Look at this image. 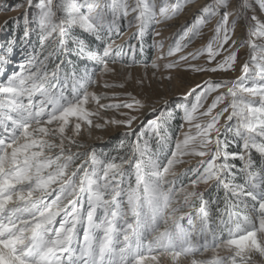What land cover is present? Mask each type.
Returning a JSON list of instances; mask_svg holds the SVG:
<instances>
[{
  "label": "snow or ice",
  "instance_id": "snow-or-ice-1",
  "mask_svg": "<svg viewBox=\"0 0 264 264\" xmlns=\"http://www.w3.org/2000/svg\"><path fill=\"white\" fill-rule=\"evenodd\" d=\"M25 3L38 9V50L33 46L25 51L18 70L7 75L16 41H9L0 52V264H256V256L264 262V16L255 12L257 7L264 12V0H240L238 10L232 9L231 0L197 8L204 15H193L166 55L182 53L205 25L219 17L213 36L205 46L179 55L164 68L206 57L205 65L185 66L193 72L234 70L239 52L234 37L243 28L247 38L240 46L246 45L249 54L242 75L234 80L208 79L190 89L184 99L195 94V102L183 106L182 117L189 131L173 142L166 129L161 131V117L172 114L160 111L147 120V128L136 134V141L128 145L130 154L120 156L119 163L117 157L98 158L94 148L72 152V146L85 147L73 137L83 126L109 124L124 126L127 137L136 115L121 113L124 119H105L103 124H94L92 118L100 115V109L136 111L144 104L131 93H125L131 102L101 103L107 94L89 91L97 81L87 72L78 74L66 57L75 52L101 66V74L115 73L109 65L121 63L126 55L124 44L117 43L123 27L135 25L142 40L149 27L178 17L196 0H163L159 6L155 0ZM20 18L13 19L18 23ZM22 18L28 43L31 21L26 12ZM75 29L93 38L97 47H90L82 35L70 37ZM152 46L163 49L155 39ZM128 47L134 61L136 48ZM151 67L159 65L154 61ZM247 80L253 81L251 86ZM103 87L124 84L105 82ZM90 103L96 111L89 109ZM148 133L156 137L155 151ZM229 135L242 142L240 151H228ZM120 147H125L124 141ZM253 150L261 157L259 167ZM186 157L201 159L177 175V166L188 163ZM236 160L243 162L239 169L232 162ZM239 174L242 183L236 182ZM200 185H214L218 193L223 190L225 207L217 209L219 231L210 207L215 201L205 199ZM241 208L250 209L252 215ZM185 219L187 226L181 223ZM221 250L227 255H220ZM209 251L210 258L197 259Z\"/></svg>",
  "mask_w": 264,
  "mask_h": 264
},
{
  "label": "rangeland",
  "instance_id": "rangeland-1",
  "mask_svg": "<svg viewBox=\"0 0 264 264\" xmlns=\"http://www.w3.org/2000/svg\"><path fill=\"white\" fill-rule=\"evenodd\" d=\"M129 2L132 3L131 0H129ZM168 2L174 3L175 0H168ZM200 2H202V0H196V4ZM213 2L214 0H206L204 4H199L198 6L202 7L212 4ZM239 2L240 0H231L233 10H238ZM162 3L163 0H158L157 5L159 6ZM188 10L189 6L186 7L185 11L178 17L163 21L159 25H153L149 27L142 40L138 36H136L137 27L135 25H133L132 27H123L121 36L117 39V43L124 44V52L126 53V55L124 56V59L121 63L109 65L110 67L116 69L115 73L101 74V66L89 62L86 59H80L75 52H72L66 57V60H71L73 62L78 74L83 75L85 72H87L92 76L94 80L97 81L95 85H92L89 88V91H94L97 93V95L107 94L108 98L102 99L101 103L109 104L131 102V97L125 95V93H131L133 97L140 100L144 104L143 108H139L137 106L136 111H131L127 108L100 109V115L94 116L92 118L94 124H103L105 119H124L125 117L122 116L121 113H130L131 115H136L138 119L133 123L132 134L126 137L125 133L129 130L122 125L109 124L102 128H88L87 126H83L80 135L74 136L73 138L76 139L79 143L84 144L85 147L77 149L75 146H72V152L79 151L81 153H84L94 148L96 150L98 158L107 159L111 157H117L116 162L119 163L118 158L120 156L130 154L128 145L136 141V134L139 133L142 129L147 128V120L155 119L157 116H159L160 111L165 112V114H172L171 117L167 115L161 117V122L164 125V128H162L161 131L163 133V131L166 129L167 132L171 135L174 142L177 137L182 138V134L188 132L190 129V126L182 119L184 115L183 106L185 104H188L190 107V102H195V94L190 96L186 100L184 99L185 93H187L190 89L195 88L197 84L203 85L204 81L208 79H211L213 81L234 80L242 75L241 68L243 63L248 60L249 54V50L246 45L242 47L240 46L241 42L247 38L246 30L243 28H238L234 37V39L236 40V46L239 47L238 60L236 65L234 66V70L216 73L193 72L190 69H187L185 66L188 62L198 65H205L206 57H201L199 60L195 61H192L191 58H189L188 62H181V67L178 68L170 70L164 68L165 63L169 62L170 60L177 59L179 55L193 52L205 46L208 40L214 34V26L219 17H214L211 23L205 25L201 29V35L197 37L192 43H190L188 48L184 49L181 54L177 53L173 57H168L166 53L169 46H174L175 42L179 39L180 35L183 32L184 26L190 24L193 17L191 20H185L182 24V27H180L176 31L170 32L171 34L169 32H165L163 34V27L166 23H169L173 19L181 17ZM25 12L29 16V20L31 21L29 27L30 29H32L31 35L28 38V43H25L23 39L24 21L22 18V14ZM255 12L259 16H264V12H261L258 7L255 8ZM37 13L38 9L34 7L28 8L25 0H0V52H3V50L8 46L9 41H16L11 56L12 63L6 67V75L11 74L12 71L18 70L19 64L24 61L25 51H32L33 46H35L38 50L39 44L37 24L35 22ZM195 14L204 15L203 13L198 11ZM15 17H21L18 23L13 19ZM129 19H131V16H129ZM5 21H8V23L5 24ZM161 27L162 29H160ZM158 31L160 35L155 36L154 34ZM75 35H82L83 38L88 39L90 47H97V42L94 41L93 38L87 37V34H81L79 29H75L70 33V37ZM154 39L163 43V49H158L152 46ZM184 43H187V39L184 41ZM129 44L134 45L136 48L134 61L132 58V52L128 47ZM141 44L143 45V51L140 50ZM225 54L226 53H222V55ZM161 55H164V59H159ZM217 59H220V57H218ZM154 61L159 65V68L154 69L151 67ZM124 64H130V66L124 67ZM146 64L148 65V67H145ZM129 74L131 75V79H128ZM169 76H171V79L167 78ZM137 81H140V83H137ZM105 82L117 85L123 83L124 87L104 88L103 84ZM189 82H192L193 85H190ZM245 83L248 84V86H251L253 81L247 80ZM197 91H200V89H197ZM220 91H226V89L222 88L220 89ZM165 101H167L166 104ZM210 101L211 97H209L208 103H210ZM147 106L151 108L156 107L159 111H157L156 113H153L151 110L145 112L144 110ZM88 107L93 111L97 110V106L94 103H90ZM200 119L205 120L206 118L201 117ZM224 123L225 121L222 119L221 125H223ZM231 123L234 124L235 121H232ZM191 131L194 133L195 129L193 128L191 129ZM223 131L224 129L221 128V139H223ZM68 134L72 135L71 131H69ZM148 135L152 136L150 140V147L154 151L157 150L158 146L156 144V137L151 133H148ZM228 139V151L234 152L241 150L242 142H240L238 138L229 135ZM121 141L125 142V147L123 149L120 147ZM104 154H107V157H105ZM252 155L255 166L259 167L261 164V157L258 153H255L254 150ZM161 158H163V152H161ZM81 159L83 160L85 158L81 157ZM185 159L188 161V163L182 164L184 166L190 165L195 160L197 162L193 165L187 166L186 168H181L182 165H178L176 168L177 175L183 173L185 169L197 166V163L201 158L186 157ZM232 162L237 165V169L243 166V162L240 160ZM77 163H80V161L78 160ZM124 167L127 168L128 166L124 165ZM236 182H243V174H239L237 176ZM199 190L204 193L205 199L209 200L210 202L215 201L214 203H210V207L213 215V226L217 229V231H219V229L221 228V225L219 224L220 214L217 212V209H224L225 207L223 200V190L221 189V191L218 193L214 185H200ZM239 210L244 214L252 215L250 209L241 208ZM185 211H189V209H185ZM224 218L226 219V216ZM181 223L184 226H187L186 219L181 221ZM223 235L226 237L227 233L224 232ZM211 255L212 253L209 251L203 256H197V259H208L211 257ZM220 255L225 256L227 255V253L224 250H221ZM254 260L256 261V264H264V262H262L258 256L254 257ZM184 264H188V261H185Z\"/></svg>",
  "mask_w": 264,
  "mask_h": 264
},
{
  "label": "bare ground",
  "instance_id": "bare-ground-1",
  "mask_svg": "<svg viewBox=\"0 0 264 264\" xmlns=\"http://www.w3.org/2000/svg\"><path fill=\"white\" fill-rule=\"evenodd\" d=\"M206 0H202V2H200V3H197L196 5H194V6H189V10L187 11V12H185L181 17H179V18H176V19H173L172 21H170L169 23H164L165 25H164V30H163V34L165 33V32H172V31H176L177 29H179L180 27H182V24H183V22L185 21V20H187V19H189V20H191L192 19V17H193V15L197 12V8L198 7H200V6H198L199 4H204V2H205ZM131 2L133 3L134 2V0H131ZM156 2L158 3V0H156ZM160 29H162V27L160 28ZM159 32V31H158ZM131 34V33H130ZM171 34V33H170ZM128 35V34H127ZM121 39V38H120ZM125 40V39H124ZM181 54V53H180ZM190 83V85H193V83L192 82H189ZM149 102V101H148ZM147 102V103H148ZM158 104V103H157ZM155 105V104H154ZM159 107V106H158ZM152 108L151 107H149V106H147V107H145V112H147V111H149V110H151ZM197 161L195 160V161H193L190 165H193V164H195ZM190 165H187V166H190ZM187 166H184V165H182L181 166V168H186Z\"/></svg>",
  "mask_w": 264,
  "mask_h": 264
},
{
  "label": "trees",
  "instance_id": "trees-1",
  "mask_svg": "<svg viewBox=\"0 0 264 264\" xmlns=\"http://www.w3.org/2000/svg\"><path fill=\"white\" fill-rule=\"evenodd\" d=\"M239 151V150H238Z\"/></svg>",
  "mask_w": 264,
  "mask_h": 264
}]
</instances>
